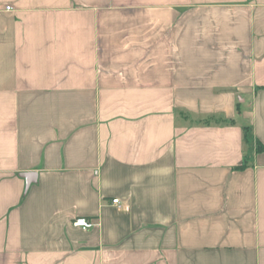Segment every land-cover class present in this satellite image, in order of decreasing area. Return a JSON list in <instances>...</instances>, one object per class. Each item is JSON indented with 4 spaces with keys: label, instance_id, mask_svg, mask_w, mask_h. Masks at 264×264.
Listing matches in <instances>:
<instances>
[{
    "label": "crops",
    "instance_id": "1",
    "mask_svg": "<svg viewBox=\"0 0 264 264\" xmlns=\"http://www.w3.org/2000/svg\"><path fill=\"white\" fill-rule=\"evenodd\" d=\"M0 28V264H264V0H0Z\"/></svg>",
    "mask_w": 264,
    "mask_h": 264
},
{
    "label": "built area",
    "instance_id": "2",
    "mask_svg": "<svg viewBox=\"0 0 264 264\" xmlns=\"http://www.w3.org/2000/svg\"><path fill=\"white\" fill-rule=\"evenodd\" d=\"M6 9L11 10L10 7H7ZM113 204L120 206L121 202L119 200H114ZM73 226L76 228H81V229L87 230V229H91L94 226V224L92 222H90L89 220H87L86 218H76L73 221Z\"/></svg>",
    "mask_w": 264,
    "mask_h": 264
},
{
    "label": "trees",
    "instance_id": "3",
    "mask_svg": "<svg viewBox=\"0 0 264 264\" xmlns=\"http://www.w3.org/2000/svg\"><path fill=\"white\" fill-rule=\"evenodd\" d=\"M244 133H245L244 139L247 141L249 130L248 129H244ZM247 162H248L247 159L244 160V164L241 165V166H239V167H236L235 170H242V169H244L247 166Z\"/></svg>",
    "mask_w": 264,
    "mask_h": 264
},
{
    "label": "water",
    "instance_id": "4",
    "mask_svg": "<svg viewBox=\"0 0 264 264\" xmlns=\"http://www.w3.org/2000/svg\"><path fill=\"white\" fill-rule=\"evenodd\" d=\"M33 175H35V174H23V175H22V177L25 178L26 181H27V188H29L30 185H31L32 183H35V182H36V179L33 180V181L31 180V177H32Z\"/></svg>",
    "mask_w": 264,
    "mask_h": 264
}]
</instances>
